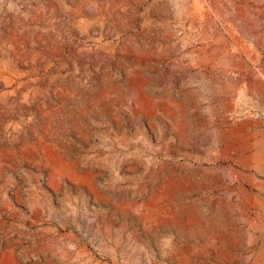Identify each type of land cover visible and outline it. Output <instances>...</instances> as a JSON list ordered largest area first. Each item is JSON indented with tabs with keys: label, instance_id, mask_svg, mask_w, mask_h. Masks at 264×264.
Wrapping results in <instances>:
<instances>
[{
	"label": "rangeland",
	"instance_id": "obj_1",
	"mask_svg": "<svg viewBox=\"0 0 264 264\" xmlns=\"http://www.w3.org/2000/svg\"><path fill=\"white\" fill-rule=\"evenodd\" d=\"M0 264H264V0H0Z\"/></svg>",
	"mask_w": 264,
	"mask_h": 264
}]
</instances>
